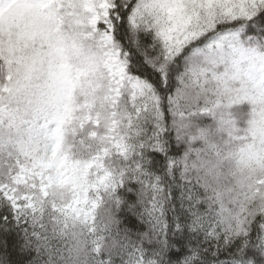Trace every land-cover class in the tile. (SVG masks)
I'll return each instance as SVG.
<instances>
[{"label": "snow or ice", "instance_id": "6c2138e0", "mask_svg": "<svg viewBox=\"0 0 264 264\" xmlns=\"http://www.w3.org/2000/svg\"><path fill=\"white\" fill-rule=\"evenodd\" d=\"M0 264H264V0H0Z\"/></svg>", "mask_w": 264, "mask_h": 264}]
</instances>
